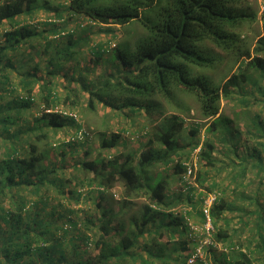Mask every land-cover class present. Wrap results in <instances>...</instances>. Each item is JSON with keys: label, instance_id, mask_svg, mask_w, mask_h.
Returning <instances> with one entry per match:
<instances>
[{"label": "trees", "instance_id": "16d2710c", "mask_svg": "<svg viewBox=\"0 0 264 264\" xmlns=\"http://www.w3.org/2000/svg\"><path fill=\"white\" fill-rule=\"evenodd\" d=\"M37 10L45 15L40 30L31 21ZM262 14L261 33L252 45L242 31L257 19L248 0H0V264H188L193 255L189 264H207L195 256V247L205 251L221 243L231 254H213L214 264H253L233 240L237 230L217 224L225 211L236 207L214 189L216 182L204 185L203 172L196 171V181L216 199L209 208L212 230L199 235L201 242L189 236L187 218L174 208L190 202L203 226L204 199L192 200L198 186L189 185L184 173L187 164L196 170L198 161L211 167L217 161L212 138L201 144L192 138L183 142V118L176 112L165 114L163 101L177 96L193 97L202 118L211 119L205 131L217 132L226 158L222 169L230 168L225 183L234 181L237 187L248 172L253 174L251 185L259 180L252 194L243 195L248 202L239 208L255 219V233L245 239V246L264 260V117L259 110L219 114L222 98L244 92L245 84L253 86L254 99L240 96V104H264ZM130 22L144 30L133 43L102 42L93 36ZM206 42L237 69L221 82L205 73L221 60ZM106 53L110 69L88 79L86 74ZM70 62L71 68H65ZM79 95L89 110L101 104L128 118L143 112L151 133L139 152L90 158L85 147L70 170L66 157L72 158L92 137L90 132L82 140L64 141L59 134L68 133L67 126L74 133L85 127L74 113ZM197 131V125L191 127L190 136ZM120 137H103L100 146L114 147ZM242 139L252 145L239 150L245 145ZM174 160L170 171L190 187L185 199L170 192L168 175L150 173L154 166L169 168ZM114 186L121 187L123 198L116 211L101 202L103 191ZM83 188L86 193L96 189L100 210L76 221L72 205L79 202ZM137 196L144 197V210L127 215L126 198Z\"/></svg>", "mask_w": 264, "mask_h": 264}, {"label": "rangeland", "instance_id": "374dc122", "mask_svg": "<svg viewBox=\"0 0 264 264\" xmlns=\"http://www.w3.org/2000/svg\"><path fill=\"white\" fill-rule=\"evenodd\" d=\"M57 0H54L56 2ZM250 6L254 8V10L257 11V19L253 22H250L242 27V31L244 36L247 38L248 42H253L256 40L258 35L261 33V24H262V16L264 8V0H248ZM47 17V16H46ZM79 20H84L83 17L78 18ZM45 20V15H43L42 10H37L34 13V16L32 17L31 21L33 24H37V28L40 30L45 25L41 24L40 22ZM71 27L74 26V22L72 21L70 23ZM117 27V29H113L112 31H108L107 34H94L95 40L107 42L108 40H114V41H123V40H129L131 43H133L141 34H143L144 30L142 27L138 24V22H130L129 24ZM97 27H93V30H96ZM113 43L110 41L109 45ZM205 47L210 50L212 53H216L218 56L221 57V60L216 61L217 63L212 68L205 69V73L212 79L214 82H221L223 79L227 76H229L233 71L237 70L236 68H232L231 63L232 60L228 57L223 55V52L213 46L212 44L206 42ZM85 53H88L86 50ZM85 55L84 53L81 54L82 56ZM87 56V55H86ZM109 56V53H106L102 56V58L98 61V65L94 67V71H90L88 74H86L88 79H91L95 76L96 71H101L104 68L110 69V66L107 62H105V59ZM224 57V60H223ZM87 58V57H86ZM86 60V59H85ZM74 64V62H70L65 65V68H71V66ZM78 67L81 70V65ZM83 68V67H82ZM196 72L200 71L201 69L195 68ZM261 86H264L262 83H260ZM245 91H237L233 92L230 98L221 100L220 103V115H224L227 117H231L232 114L235 111L242 112L243 110L250 114L253 111L259 110L261 115L264 117V104L252 103L250 106H246L245 104H240L239 98H249L251 101L254 99V94L252 92L253 86L250 84H245ZM259 96V95H258ZM259 98H261L259 96ZM178 99V102L175 100ZM170 101H163V105L165 106V114H171L173 112L178 113L183 118V125H184V135H183V142L189 141L191 138L193 142H199L200 144L203 142L205 138H212L214 142H216V149L214 152V156H216L217 161L216 164L211 167L204 164L203 160L200 162H197V167L194 172V175L191 176L189 179L191 186H198V189L193 190V196L192 200L195 203H198V198H205L206 194L209 191H206V185L207 183L210 184L211 182H216L219 186L215 187L214 189L219 190L221 193V197H224L227 201H230L236 208L233 207V209H229L224 212L223 216L226 218L223 220V216L221 220L217 221V224L221 226L222 228H226L228 231H236V236H234L233 240L237 243H240V245L237 247L239 250H246L249 254V258L252 260L253 264H264V260H260V258H256V254H254L251 250H247L245 246V239L250 236V234L255 233L251 230L255 223L254 216H251L252 214L246 216L243 214L239 207L246 204L248 201L246 198L243 197V195L252 194L251 188L254 187V185H257L256 182L251 181L252 185L250 184V180L253 178V174H250L248 172L246 176L241 180L242 184L235 187L234 181L225 183V175L227 174L226 169L223 170V159L226 162V158L223 157L221 154V143L218 140L217 132H206L205 127L208 124V122L211 119H205L202 118L198 111V106L195 103L193 97L190 96H177V98ZM79 101L81 102L79 104V109L77 108L76 112H74L77 115L78 122L82 123L87 129L90 130L92 133V137L89 139V141L84 142V146L81 145V147H78V150L74 153V156L72 158L66 157V162L70 166V170L73 168V162L74 159L80 158L81 153L83 152V148H87V150L90 151V158L98 157V158H112L119 152H129V151H136V154L139 152V149L141 148V145L144 144L146 139L150 136L151 128L148 124L147 116L144 115L143 112L136 113L131 118H128L122 114V112L113 111L110 108L104 107L101 104H97L96 108L94 110H89L85 108V99L83 95H79ZM243 121H241L242 123ZM197 125L198 131L195 134H192L190 136L189 129L191 127H195ZM73 127L65 129L68 133H65L62 135V131L59 133L61 135L62 140L67 141L68 139H76ZM112 133H120V139L114 147H111L109 149L102 148L100 146L101 140L103 137H109ZM59 135V136H60ZM72 135V136H71ZM71 136V137H70ZM245 140V145H240L239 150H244L245 146H251L252 141L251 140ZM64 143V142H63ZM65 147V144L62 145ZM199 146H197L195 151H198ZM68 148V147H66ZM53 149V148H52ZM55 149H53V156L57 158V154L55 155L54 152ZM56 151V150H55ZM58 151V150H57ZM195 156V155H193ZM192 157L193 160H195ZM177 159V157H176ZM175 160L170 163V167L163 168L162 166H154L150 169V173L155 175L156 173H160L162 175H168L170 178V192L172 191L173 195L176 196L177 194H180L186 198V194L190 187L186 188L185 185H183L179 179H177V173H173L170 171V168L173 167ZM100 165V164H99ZM196 171L203 172L202 178H200L201 181H203L204 185L201 187V185L196 181ZM69 173V172H67ZM256 178V177H254ZM188 185V186H189ZM220 188V189H219ZM121 187L114 186L110 188L109 190L103 191V200L101 201L102 204H105V206L111 208L112 210L116 211L119 207L122 206L123 198H121ZM82 194L80 197V200L77 204H73L74 211L72 213V216L74 220L76 221H82L87 216H93L94 214L99 213V210L96 207V198L98 193L95 188H93L89 193H86L85 188L82 189ZM207 192V193H206ZM120 193V195H119ZM129 202L126 204L125 213L127 215L131 214H137L141 213L144 210V197L143 196H137L133 198H126ZM176 212L178 214H183L187 218V222L190 224L191 232L189 236L192 238H195V240H199V235L203 233V231L206 229L205 222L203 223V226L200 224V220H198V217L196 213L193 212L192 205L190 202L186 201V203L177 204L174 206ZM243 216L246 218L243 219ZM247 223V230L243 226ZM67 226V224H65ZM240 227H242V232L239 231ZM217 229V228H215ZM251 230V231H250ZM189 237V238H190ZM238 240V241H237ZM200 241V240H199ZM203 241V240H202ZM207 238L203 241V243L207 242ZM201 242V241H200ZM225 252L226 254H231V251L227 249V247H224L223 244H214L209 247L204 248L201 247V245H197L195 247V256H198L199 258H203L204 261L207 262V264H214L212 261L213 254H219V253ZM238 249L235 251V255L237 256ZM252 252V254H251ZM193 257V256H192ZM191 258V257H189ZM187 259V263L190 262ZM194 261V260H193ZM192 261V262H193ZM182 262V261H181Z\"/></svg>", "mask_w": 264, "mask_h": 264}, {"label": "built area", "instance_id": "2783aa9c", "mask_svg": "<svg viewBox=\"0 0 264 264\" xmlns=\"http://www.w3.org/2000/svg\"><path fill=\"white\" fill-rule=\"evenodd\" d=\"M262 8H264V6H262ZM112 45H114V43H112ZM75 134H77L75 135L76 139L82 140L85 137L84 135L86 134L90 135V131H88L85 127H81ZM194 170H195L194 165L191 166V164H187L186 171L184 173V178L188 179L189 181ZM203 199L204 200H203V205H202V212L205 214V218H206L205 220L206 231L212 230L211 218L209 216V208L211 207L212 203L215 201L216 194L214 192H208L206 194V197ZM193 260H194V255L193 257L189 258L188 261L191 263Z\"/></svg>", "mask_w": 264, "mask_h": 264}]
</instances>
